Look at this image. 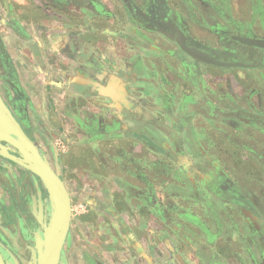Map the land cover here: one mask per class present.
Here are the masks:
<instances>
[{"label":"crops","instance_id":"0c3cea01","mask_svg":"<svg viewBox=\"0 0 264 264\" xmlns=\"http://www.w3.org/2000/svg\"><path fill=\"white\" fill-rule=\"evenodd\" d=\"M8 5L24 29L23 38L10 35L16 52L9 57L32 82L43 80L38 92L49 113L48 126L55 131L63 177L72 185L67 236L76 247L70 251L73 261L228 264L222 254L217 261L208 258V251L218 252L217 245L197 241L185 217L182 201H196L195 188L189 194L162 178L163 162L176 160L169 161L167 151L183 153L174 162L177 167L193 166L194 151L184 148V141L193 134L194 123H217L216 115L226 116L218 96L216 103L204 92L195 94L197 82L213 91V80L197 76L184 51L175 64L167 56L132 48L109 0H10ZM5 12L0 4L2 22ZM241 49L249 63L250 47ZM167 67L178 78L176 96L168 93L172 77H167ZM239 80L247 95L234 107L229 124L264 134L260 81L255 74L250 80L240 74ZM225 151L231 156L236 152ZM250 153L256 155L252 159L260 158L258 151ZM210 180L199 181L204 185ZM223 182V190L236 192L232 179Z\"/></svg>","mask_w":264,"mask_h":264},{"label":"flooded vegetation","instance_id":"af4514ba","mask_svg":"<svg viewBox=\"0 0 264 264\" xmlns=\"http://www.w3.org/2000/svg\"><path fill=\"white\" fill-rule=\"evenodd\" d=\"M9 1L0 0L6 9L0 27L7 32L0 34V264H41L54 205L35 168L52 169L58 175L72 199L70 208L74 198L60 167V148L54 142L55 131L48 126L46 103L38 92L43 80L32 82L29 73L23 75L9 57L16 52L10 35L24 37V29L11 16ZM109 1L116 15H121L132 48L167 56L175 64L180 61L178 54L185 55L183 49L203 60L190 57L195 74L210 78L217 87L209 92L197 82L200 87H194L195 94L204 92V97L216 103L218 96L226 116L216 115L217 123H194L193 134L184 141V148L194 151L193 158L189 157L193 166L177 167L174 162L183 153L167 151L168 160H176H169V165L163 162L162 178L189 194L195 188L196 201L184 199L181 206L195 228L197 241L217 245L218 252L208 251V258L217 261L223 255L228 264H264V134L235 129L228 119L235 118L234 107L247 95L240 86V74L246 80L257 76L264 110V47H259L264 42V0H234L238 16L232 0ZM243 46L251 49L249 63L247 54L242 57ZM154 59L161 63L159 56ZM166 70L167 77H172L168 93L176 96L178 78L171 69ZM226 147L236 150L233 156ZM241 151L245 152L242 157ZM253 151L260 152V158L252 159ZM206 176L211 180L203 185L199 180ZM227 177L233 180L236 192L220 186ZM63 245L59 264H82L70 255L76 247L69 236Z\"/></svg>","mask_w":264,"mask_h":264},{"label":"water","instance_id":"95a60500","mask_svg":"<svg viewBox=\"0 0 264 264\" xmlns=\"http://www.w3.org/2000/svg\"><path fill=\"white\" fill-rule=\"evenodd\" d=\"M250 45V42H249ZM259 47H264V42L259 43ZM193 59L201 60L195 57L187 49H183ZM36 151V150H35ZM39 156L36 152V160ZM35 172L45 181L54 205V221L44 253L41 257V264H59L61 250L69 230L70 221V198L62 181L52 169L35 168Z\"/></svg>","mask_w":264,"mask_h":264},{"label":"rangeland","instance_id":"374dc122","mask_svg":"<svg viewBox=\"0 0 264 264\" xmlns=\"http://www.w3.org/2000/svg\"><path fill=\"white\" fill-rule=\"evenodd\" d=\"M233 1V3H232V5H233V10H234V13L238 16L239 15V13L237 12V9L235 8V6H234V0H232Z\"/></svg>","mask_w":264,"mask_h":264}]
</instances>
